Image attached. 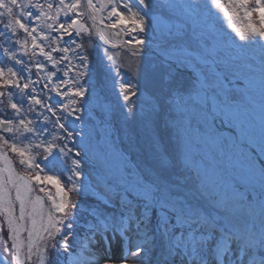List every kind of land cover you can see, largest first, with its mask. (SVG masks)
I'll use <instances>...</instances> for the list:
<instances>
[{"label": "rangeland", "instance_id": "obj_1", "mask_svg": "<svg viewBox=\"0 0 264 264\" xmlns=\"http://www.w3.org/2000/svg\"><path fill=\"white\" fill-rule=\"evenodd\" d=\"M91 1L92 5L98 8L101 19L108 25L120 26L125 35L130 36L131 41L149 44L160 54L168 57L170 54L186 62L194 70L200 71L215 109L225 113V119L228 118L230 124L235 122L230 112H236L238 129L244 139L255 142L264 137V134L256 136L252 130L257 123L262 122V117L257 114L256 109L264 107V74L249 65L236 63L230 55L227 56L230 60L215 62L205 54L200 55L195 50L185 48L188 43L203 36L204 29L201 24L197 25V28H191V35L188 36L189 34L182 32L183 23L177 16L172 17L173 22L167 19L164 9L169 3L174 8H180L186 14L185 19L203 23L199 14L195 13L196 0H109L112 4L101 9L99 0ZM246 1L247 9H254L253 16H256L257 20L254 23L257 27L256 33L264 34V0ZM37 2L39 0H0V10L3 11V14H0V33L8 37L12 48L18 50L21 59H25L24 63L30 68L29 84L32 85V97L26 99L17 113L22 120L15 119L13 122L12 119V133L9 137L0 135V195H9L0 199V251L10 249L12 234L18 239L19 234L30 230L33 232L28 234L30 239L35 242L39 239L37 243L42 244L37 248L40 249L41 255L36 257L25 252L22 259L18 258L21 264H38L42 261L54 264L53 254L63 251L65 253L62 254L67 255L69 259L67 264H153L160 249L157 248L149 254L145 247L149 242H154L156 246L160 243L156 238L155 228L152 234L154 236L148 238L144 245H139L137 250H123L118 246L113 248L110 244L108 252L107 249H101L99 252L95 249L94 254H86L77 249L83 244H86L89 250L94 247L90 243L93 230L90 237H86L84 232L89 226H93L91 212H98L93 197H99L91 185L82 183L85 179V167L90 166L91 172L95 168L82 155H86V152L82 151L81 146L87 145L80 140L78 129L82 121L90 117L88 99L100 98L102 101H109V88L115 86L113 82L117 81L120 86L121 80L129 79L131 84L133 81L148 83L151 91L170 85L171 90L172 83L167 81H172L175 69H170L165 63H159L160 61L150 54L107 49L95 37L83 5L80 8L81 17H77L76 24L69 32L67 27L65 33L60 29V39L57 40L52 21L46 22L48 13L43 11V8L36 7ZM203 2L205 5H202L201 16L207 18L211 13V7L208 5L211 6L214 0ZM61 5L62 3L58 4L50 12L55 19L68 12L71 14V7L62 6L60 9ZM253 16L251 14L250 19ZM31 21L36 22L35 27H31ZM224 27L231 29L233 25L225 24ZM257 36L263 47L264 37ZM109 38L118 43L116 38ZM252 48V52L258 53L260 60L264 61V53L259 47L255 45ZM213 51L215 54L222 53L223 57L227 55L225 46L223 49L215 46ZM37 54L43 58H40L42 64L38 67L35 61L38 59ZM53 57L54 62L51 61ZM79 64L82 65V73L74 70ZM45 65L52 66V76ZM164 67L169 71H165ZM52 79L55 83H52ZM74 79L86 81L89 87L92 86L90 89L88 87L85 93H74L71 89ZM176 83L178 86L174 87L171 97L177 102L168 98L170 104H166L164 116H169L168 121H172L174 128L181 135L179 145H182V160L189 168L188 149L193 151L201 146L202 152L212 156L215 162L213 165L205 162L202 168H199L202 169V175L196 177V180L202 187V197L198 195L195 199L198 203H201L205 196L242 200L249 207L247 219L251 224L249 235L244 237V240L252 236L253 241H262L264 253V192L253 189L248 192L242 183L238 184L233 177L228 178L232 167L230 171L224 168L219 154L210 149L220 137L214 136L212 118L199 100L201 90L186 74L177 78ZM31 115L35 117L34 123L29 121ZM94 138L97 139V136ZM30 141L33 143L27 146ZM234 147L228 151L226 164L229 166H233L232 162L238 157L239 152L236 153ZM86 148L90 149L89 145ZM47 159L55 162L54 166L51 162L47 163ZM43 168L48 170V178L45 183L40 184L45 185V190H39L34 181L41 175ZM20 170H25L27 174L24 175ZM192 174L196 176L193 171ZM10 178L16 180V186H9ZM64 178L68 181L64 182ZM187 199L194 201L193 195H188ZM117 214L112 216L116 224L120 221L127 225L132 223V218H123L120 213ZM20 217H24L23 225L16 221ZM235 218H239L238 215ZM107 226L109 227L110 223ZM56 238L59 239L60 245L64 244L60 251ZM133 239L134 236L126 238L128 246L133 243ZM232 241L233 238L229 236L226 245L219 251L223 256L218 257L215 264L226 262L227 257L224 255L227 254ZM18 243L19 246L23 245L19 239ZM208 244L211 245L212 242L208 241ZM245 245L249 249L246 243ZM13 247L17 248V244L13 243ZM20 252L17 250L15 257H18ZM84 255L87 256L83 257ZM243 255L248 262L240 264H254L253 261L259 259L252 252ZM234 260L235 257L233 260L231 258L230 264H235ZM172 262L178 264L173 258ZM9 264H12L11 255Z\"/></svg>", "mask_w": 264, "mask_h": 264}, {"label": "trees", "instance_id": "obj_2", "mask_svg": "<svg viewBox=\"0 0 264 264\" xmlns=\"http://www.w3.org/2000/svg\"><path fill=\"white\" fill-rule=\"evenodd\" d=\"M52 1L47 0L43 3V0H39L37 7H47L48 4L52 6ZM198 1L196 0L195 13L199 14L203 23L185 19L186 14L180 8H174L169 3L164 9L168 21L173 22L172 17L179 18L183 23L185 35L189 34L188 36H190L191 28H197V25L200 24L204 29L200 39L192 41L184 47L205 54L215 62L230 60L227 58L230 55L236 60V63L249 65L264 74V61L260 60L258 53L252 52L254 50L252 47L256 45L264 53V47H261L260 39L254 36L256 34L254 33L255 19L253 17L250 19V11L245 5L247 1L214 0L211 6L208 5L211 7V13L206 16L207 18L201 16V8L205 3L203 0ZM53 4L55 5V1ZM225 24H232L233 27L227 29L224 27ZM260 37H264V34ZM180 40L183 41V39ZM215 46H219L221 49L225 46L227 55L223 57L222 53L215 54L213 51ZM250 48L252 49L249 50ZM17 53L16 50H10L0 36V71L4 73V75L1 73L0 81L12 88L14 95L11 101L12 107H16L19 99L27 95L23 90L27 83L28 69L25 68L26 70L23 72L24 63ZM169 68L171 69V67ZM163 69L169 71L167 67ZM74 70L81 73L82 65H77ZM177 78H182V76L174 74L172 81L168 79L167 83H172L171 90L169 89L170 85L157 91H151L152 88L146 82L135 83L133 81L135 85H132L133 83L131 84L129 79H123L120 81L119 87L109 88L111 94L109 101L96 99L90 102L95 123H89L85 129L84 137L92 144L93 150L88 154V158L95 164L97 174L91 172L90 167L86 166L85 179L82 183L91 185L93 190L99 194L98 198L93 197L94 206L100 209V213L94 218L95 221L99 220L106 226L107 220L111 223L114 221L111 218L114 214L120 213L124 218L130 217V215L134 216L136 219V223L133 222L134 225L132 223L127 225L120 221L113 227L117 229L121 237L134 231V234L137 235L136 241L139 242L142 238L143 244L151 237L150 230L153 232L154 225H158L164 234L165 252L172 253L173 256L184 261L188 258L201 262L196 253L190 254L184 238L178 243L181 229L175 233V228L183 226L179 224L178 220L184 216L187 221L193 215H188V217L182 215V211L176 207L182 202L177 199V195L194 193L191 183L186 179L187 174L184 166L179 160L181 150L179 133L168 121V117L164 116L165 100L174 91V87L178 86ZM77 82L78 86L76 87ZM113 83L115 85L117 81ZM80 84L81 82L74 80L73 88L78 89ZM17 85L19 88H16ZM7 103L10 105V100H7ZM9 112H13L12 108ZM96 136H101V138L95 139ZM120 147L130 156L135 168L131 167L122 157L119 151ZM54 164L55 162H51L52 166ZM46 174L39 177L43 183L48 178ZM66 181L68 179L64 178V182ZM146 182L156 187V192L147 186ZM117 185L119 188L115 189ZM205 205L206 207L203 208L205 213L214 212L212 206ZM106 208H110L112 211H107ZM196 215L202 216L201 213ZM203 223L207 224L204 216ZM98 225L95 226L97 231ZM200 228H202L201 233L208 234L213 232L211 229L215 226L209 225L207 229L200 226ZM101 233L108 240L105 231L102 230ZM196 247L206 250L205 242L201 240H197ZM152 248H154V244L150 243L145 247L148 250H152ZM64 259L67 264L68 256L65 255Z\"/></svg>", "mask_w": 264, "mask_h": 264}, {"label": "bare ground", "instance_id": "obj_3", "mask_svg": "<svg viewBox=\"0 0 264 264\" xmlns=\"http://www.w3.org/2000/svg\"><path fill=\"white\" fill-rule=\"evenodd\" d=\"M87 2H90V0H86V3ZM105 2L106 0H101V6H104ZM89 14L95 31L100 36H98L100 39L101 36H103V31L106 30V33L118 38V46L123 48V50L136 53H141L142 51L140 50H144L146 53H149V51L152 52V50L156 52L155 49L149 46V44H142V42L132 43L126 41V38L123 36L124 30L120 27L111 28L107 26L105 30L102 27L100 28L101 25L99 22L100 20L98 19V13L95 12L94 9L91 8ZM108 42L110 41L108 40ZM161 56L165 59L169 58L164 55ZM166 60H169L172 62V64H178V62L172 58ZM184 64L178 66L177 68L180 70H186L187 72L188 70H191L187 63ZM190 74L195 78L194 80L199 86L207 87L202 76L198 72L191 70ZM199 100L205 106L207 113L212 118L214 136L220 137V139L215 142L216 145H212L213 147L210 149L219 154V160H221L224 168L230 171V167H232L230 176L228 178L233 177L238 184L242 183L248 192H250L251 189L264 192V137H260V139L255 142L251 141V139L247 141L243 138L242 132L238 129L235 111L230 112V114L234 117L233 121H235L233 124H230L228 118L225 119L226 114L215 109V104H213L212 99L210 96L206 97V93L203 90L199 94ZM256 112L262 117V122L257 123V126L252 129L255 135L258 136L264 134V107L256 109ZM231 147L235 148L236 153L239 152L236 160L232 162L233 166L226 164L228 151ZM196 149L197 151L192 152L191 155H189V164L196 166H200V164L205 162L211 165H213V163L215 164L212 156L202 152L201 146L197 147ZM29 254L40 257L41 251L40 249H35L34 251L29 252ZM0 264H5L1 255Z\"/></svg>", "mask_w": 264, "mask_h": 264}, {"label": "water", "instance_id": "obj_4", "mask_svg": "<svg viewBox=\"0 0 264 264\" xmlns=\"http://www.w3.org/2000/svg\"><path fill=\"white\" fill-rule=\"evenodd\" d=\"M152 53H154L155 54V52H152ZM161 61H165V62H167V63H170V64H172V62H170L169 60H165V59H162V58H160L158 55H156ZM178 65H179V63H178ZM8 127H9V124L8 123H0V130L2 131V132H4V133H8Z\"/></svg>", "mask_w": 264, "mask_h": 264}]
</instances>
